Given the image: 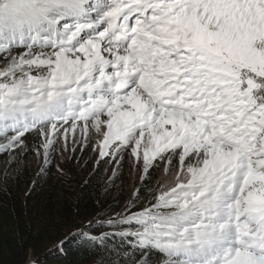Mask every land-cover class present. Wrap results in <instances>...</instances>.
<instances>
[{
  "label": "snow or ice",
  "instance_id": "6c2138e0",
  "mask_svg": "<svg viewBox=\"0 0 264 264\" xmlns=\"http://www.w3.org/2000/svg\"><path fill=\"white\" fill-rule=\"evenodd\" d=\"M0 61V152L178 155L134 264H264V0H0Z\"/></svg>",
  "mask_w": 264,
  "mask_h": 264
},
{
  "label": "trees",
  "instance_id": "16d2710c",
  "mask_svg": "<svg viewBox=\"0 0 264 264\" xmlns=\"http://www.w3.org/2000/svg\"><path fill=\"white\" fill-rule=\"evenodd\" d=\"M39 142L33 133L22 151L0 152V264H134L143 253L123 234L136 225L118 211L155 204L164 160L156 159L127 192L123 168L110 175L85 150L65 161L55 153L44 164ZM163 258L154 253L151 264Z\"/></svg>",
  "mask_w": 264,
  "mask_h": 264
},
{
  "label": "rangeland",
  "instance_id": "374dc122",
  "mask_svg": "<svg viewBox=\"0 0 264 264\" xmlns=\"http://www.w3.org/2000/svg\"><path fill=\"white\" fill-rule=\"evenodd\" d=\"M170 127V126H169ZM43 137L40 136V140H42ZM75 139L77 141L76 144L72 143V135H69V139L67 142V147L70 150H63V140L61 141V144L57 146L56 148V155L65 160H69L72 155L77 156L82 151H86L89 154V160L93 162L94 166L100 164V166H103V169H106L110 175H114L117 173L120 168H123V176H124V184L126 187L127 192L130 191L131 186L133 184L138 185L142 182L143 178L146 175L144 164H143V142L141 147V156L140 159L137 160L136 157H133L131 155V149H126L125 156L122 157L121 155L117 157L116 159H113L111 157H104L101 158L99 155V143L102 140V137L96 133L95 129H91L87 134L86 137H82L79 131H77ZM86 139V142H85ZM39 158L41 156L39 155ZM158 159V158H157ZM155 161V160H154ZM153 161V163H154ZM121 162H123V165H120ZM187 162V161H186ZM194 162V161H193ZM164 164L158 179L155 181V184L153 186L154 190H157L159 193V185L164 184L166 185L168 182L172 179V173L178 171L180 169V163L179 158L173 159L172 164L169 165L167 160H164ZM121 166V167H120ZM168 167L170 169L169 172L165 171V168ZM148 171V170H147ZM152 205L144 207L149 208ZM142 210H132L135 211L133 213L141 212ZM121 209L118 211V213L121 215V217H127L132 215L133 213L129 214V209H124L121 212Z\"/></svg>",
  "mask_w": 264,
  "mask_h": 264
}]
</instances>
